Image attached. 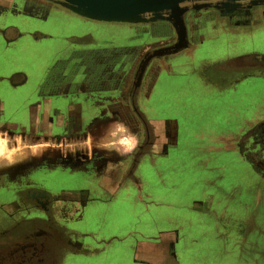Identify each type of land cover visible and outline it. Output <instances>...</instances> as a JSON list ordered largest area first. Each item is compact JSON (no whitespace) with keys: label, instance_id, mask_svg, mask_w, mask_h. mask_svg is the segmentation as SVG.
<instances>
[{"label":"crops","instance_id":"1","mask_svg":"<svg viewBox=\"0 0 264 264\" xmlns=\"http://www.w3.org/2000/svg\"><path fill=\"white\" fill-rule=\"evenodd\" d=\"M182 6L183 45L155 53L180 41L166 18L104 21L58 0H0V135L42 146L26 155L27 173L42 180L33 177L21 188L54 195L47 218L44 212L6 215L1 207L7 202L0 200V264H82L106 255L107 247L90 245L112 235L122 203L136 213L142 209L135 216L142 229L132 230L139 239L166 231L175 237L167 246L184 237L181 245L188 240L195 247L197 238L182 234L192 212L215 216L212 236L224 239L222 245L230 238L235 249L248 237L233 222L238 191L264 166L258 134L264 125V4ZM63 12L80 20L68 21ZM198 113L205 120L193 122ZM194 164L207 175L197 181L201 192L190 207L181 205V218L175 216L179 206L170 226L157 229L164 216L144 211L150 207L136 194L142 197L147 186L158 200L167 199L159 184L188 179ZM67 230L77 238L69 245Z\"/></svg>","mask_w":264,"mask_h":264},{"label":"rangeland","instance_id":"2","mask_svg":"<svg viewBox=\"0 0 264 264\" xmlns=\"http://www.w3.org/2000/svg\"><path fill=\"white\" fill-rule=\"evenodd\" d=\"M62 17L70 20H80V17L70 14L69 12H63ZM120 22V21H114ZM133 25V24H132ZM108 27L113 29H124L123 24L109 23ZM134 53V52H133ZM201 119V120H198ZM205 120V116L196 114L192 117V121L202 122ZM259 137H260V149L259 153L264 155L262 152L264 149V125H259ZM23 140L19 136H11L8 132H3L0 135V181L4 182L9 179L13 180L16 177H22L20 171L25 169L28 165L26 155L28 153H34L40 151L41 145H32ZM262 145V147H261ZM263 161L261 164L264 165V157L259 158ZM193 170H190L189 181L183 176L179 180L176 178H165L164 183L159 187L163 188L165 191V197L170 196L164 200H158L160 197L157 193L153 191L152 187H143L142 197L138 196L137 201L144 205V211L151 212L152 217H157L160 213L164 216L163 223H159L158 220L155 222L154 226L159 229L165 225L170 226V214L176 213L178 207V214L175 215L181 218L182 208H186L181 205H189L191 200L199 195L201 190L197 188V181H202L207 175L203 174L199 170L198 164L192 166ZM12 177V178H11ZM10 180V181H11ZM246 181V180H244ZM248 188L246 186L243 190L238 191L237 212L234 218V225L237 229L243 231L244 237L242 241H239L237 247L232 246L231 239H227L226 244L222 245L221 242L225 240H219V237L212 236L217 231L215 224L211 220L215 216H211L206 213H190L192 220L182 231V234L189 238H194L197 240L195 247L190 245V241L187 239L186 245H181L184 241V237H181L179 241H175L173 247L166 245L170 240L172 241L175 237L172 232L167 233H155V235H142L139 239L138 234L134 230L136 226L142 229V225L136 222L135 216H138L141 212L136 213L134 206L132 204H119L118 209L114 212L115 217L120 221L115 223L111 228L112 235L109 238L102 240H97V244H91L92 249H98V251L107 247L105 253L106 255L97 254L96 257L83 258V263L85 261H90V264H190V260L197 264H204L207 262L213 263H228V264H264V166L260 167V172L257 175H253L252 182L247 181ZM246 185V183H244ZM30 187V188H28ZM25 188L17 189L16 192L18 197H20L21 202L29 207L28 211H35L41 213L43 207L37 202V200L31 197L32 190L31 186ZM146 188V189H145ZM6 193V192H0ZM163 195V194H162ZM148 196H151L149 198ZM157 199V200H156ZM1 200V197H0ZM3 202H7L3 200ZM159 203L155 205V203ZM230 200H226L224 203H228ZM242 204V205H241ZM226 205V204H225ZM21 204L15 201H8L3 204L1 210L8 215H13L15 217L20 215L27 216L28 211H24ZM191 209V208H190ZM216 211L218 216H222L224 213H219ZM4 214V215H5ZM229 217L228 214L224 218ZM231 218V217H230ZM225 221V220H224ZM223 221V223H225ZM230 224L231 221L227 219ZM25 222V221H21ZM37 224L42 222L36 221ZM143 222V220H142ZM183 224V222L179 223ZM232 224V223H231ZM37 226V225H36ZM229 226V225H228ZM176 227V226H175ZM174 227V228H175ZM126 230L124 235L122 230ZM170 229V228H169ZM216 231V232H215ZM67 245L75 242V237L71 236L74 233L67 230ZM175 234V233H174ZM71 236V237H70ZM164 239V245H155L154 242ZM190 240V239H189ZM72 242V243H70ZM81 245V241H78ZM114 246L113 250H109V247ZM94 247V248H93ZM163 247V248H162ZM96 251V253L98 252ZM98 255L100 256L99 258ZM88 264V263H87Z\"/></svg>","mask_w":264,"mask_h":264},{"label":"water","instance_id":"3","mask_svg":"<svg viewBox=\"0 0 264 264\" xmlns=\"http://www.w3.org/2000/svg\"><path fill=\"white\" fill-rule=\"evenodd\" d=\"M74 11L97 20L139 22L159 18H166L177 26L179 43L165 49H157L155 53L162 51H174L183 45L184 27L179 15L185 8L186 2L201 0H58ZM219 4H264V0H217Z\"/></svg>","mask_w":264,"mask_h":264},{"label":"flooded vegetation","instance_id":"4","mask_svg":"<svg viewBox=\"0 0 264 264\" xmlns=\"http://www.w3.org/2000/svg\"><path fill=\"white\" fill-rule=\"evenodd\" d=\"M201 1H215V2H218L217 0H201ZM186 3H190V2H186ZM61 75L64 77L66 74L65 75L61 74ZM49 76H50V78L54 79L53 77L56 76V75L52 72ZM72 81H73V79H72ZM68 83H67V87L69 86ZM52 84H55L54 81H52ZM69 87H71V86H69ZM57 163H58V161H57ZM31 168L23 169V172H20V174L23 175L22 177H16L15 176V178H13V180L9 179V181L8 180H6L4 182L0 181V192H6V193H0L1 199L5 200L7 202L8 201H15L16 203L21 204L23 206L22 208H23L24 211H28L29 207H26L27 205L25 206L21 202L20 197H18L17 193L16 192L14 193V191L17 190V189H21V187L23 185H27L28 181H32L33 180V177L36 178V180H39V179L42 180L41 177H40L41 175H36L35 173H31V174L27 173V170H29V172H30ZM36 168H40V166L38 164L35 165L33 171H37ZM31 188L34 189V190H32L33 193H31V197L33 199L37 200V202L39 204H41V206L43 207V209H42L43 211H41V213L44 212L46 218H47V216L53 215L54 211H52V209H50L49 204H51V203H49V201L51 202L53 200L54 195L51 194L50 192H48L47 190L43 189V188H37V187H32V186H31ZM36 213L37 212H35V211H31V212L28 211L27 214L28 215H32V214H36ZM75 213L78 216H80V213L84 214V211L80 212L78 210ZM72 214H74V213H72ZM8 215H9V213H8Z\"/></svg>","mask_w":264,"mask_h":264}]
</instances>
